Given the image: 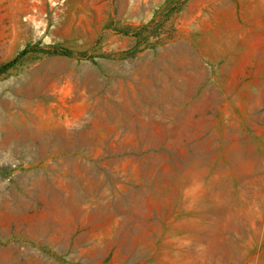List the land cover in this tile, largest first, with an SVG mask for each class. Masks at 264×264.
Segmentation results:
<instances>
[{
	"label": "rangeland",
	"instance_id": "rangeland-1",
	"mask_svg": "<svg viewBox=\"0 0 264 264\" xmlns=\"http://www.w3.org/2000/svg\"><path fill=\"white\" fill-rule=\"evenodd\" d=\"M263 53L264 0H0V264H264Z\"/></svg>",
	"mask_w": 264,
	"mask_h": 264
},
{
	"label": "crops",
	"instance_id": "crops-1",
	"mask_svg": "<svg viewBox=\"0 0 264 264\" xmlns=\"http://www.w3.org/2000/svg\"><path fill=\"white\" fill-rule=\"evenodd\" d=\"M211 44H212V47L210 51L207 50L205 53H203V57L208 58L210 60H214V61L225 59L227 56V52L222 46L223 45L222 40L215 38L211 41ZM263 57H264V53H263ZM261 58L259 59V62L261 63V65L259 64L258 66L260 70L262 68L264 69V62L262 61L264 59H261ZM262 77L264 78V74L262 75ZM262 83L264 84V82Z\"/></svg>",
	"mask_w": 264,
	"mask_h": 264
},
{
	"label": "trees",
	"instance_id": "trees-1",
	"mask_svg": "<svg viewBox=\"0 0 264 264\" xmlns=\"http://www.w3.org/2000/svg\"><path fill=\"white\" fill-rule=\"evenodd\" d=\"M37 49H40L39 46L37 45H28L18 56L19 57H22L24 55H26L27 53H29L30 51H38ZM54 52L53 53H56V54H64V55H69L70 53L67 52V51H64L63 49L59 48V47H54ZM1 73V72H0Z\"/></svg>",
	"mask_w": 264,
	"mask_h": 264
},
{
	"label": "bare ground",
	"instance_id": "bare-ground-1",
	"mask_svg": "<svg viewBox=\"0 0 264 264\" xmlns=\"http://www.w3.org/2000/svg\"><path fill=\"white\" fill-rule=\"evenodd\" d=\"M0 118H1V116H0Z\"/></svg>",
	"mask_w": 264,
	"mask_h": 264
}]
</instances>
